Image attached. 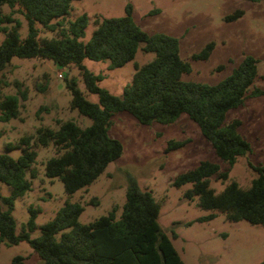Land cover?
<instances>
[{
	"label": "trees",
	"instance_id": "obj_1",
	"mask_svg": "<svg viewBox=\"0 0 264 264\" xmlns=\"http://www.w3.org/2000/svg\"><path fill=\"white\" fill-rule=\"evenodd\" d=\"M73 0H0V72L11 57L49 59L65 67L75 65L84 89L98 97L88 100L77 85V79H66L70 91V107L87 116L91 122L80 126L73 120H58L56 127L39 126L34 134L23 135L8 142L6 150L21 148L12 157L0 153V184L10 187L9 195L0 192V243L16 244L25 240L44 264H184L168 235L158 224L159 203L151 191L142 189L129 176L120 213L113 206L107 214L81 223L83 210L79 201L66 200L54 216L43 223L36 237L29 235L35 228V213L23 231L15 233L12 208L15 198L31 189L36 176L33 166L36 148L53 147L54 154L44 162V174L57 177L67 194L91 183L105 167L122 153L120 141L108 133L114 112L126 111L138 123L152 121L171 123L181 113L193 120L215 154L233 165L239 156L251 150L249 142L238 132L239 119L225 121L226 112L242 104L248 96H264V88L251 84L256 76V59L245 55L232 72L216 84L184 81L181 76L191 71L188 61L179 55L178 39L165 33H147L131 16V6L119 17L96 18V27L88 40L81 37L87 25L85 13L67 20ZM18 6L27 24V34L20 38V21L1 7ZM241 14L240 11L236 15ZM52 31L50 37H40L42 31ZM153 52L154 57L135 65L131 81L120 95L99 86L100 74L87 69L82 61L108 60L109 68L118 67L134 58L137 50ZM213 49L208 42L194 58H207ZM220 65L218 68H221ZM16 85L19 83L17 81ZM45 88L43 85L42 89ZM27 91L17 89L0 99V120L6 121L18 113L19 99ZM186 140L167 141L166 150L182 146ZM256 172L247 187L230 181L216 192L209 186V177L227 178V171L209 160H201L194 168L178 173L173 184L191 183L185 196H197V204L205 209L224 212L229 220L245 219L264 225V163H248ZM59 233V236H57ZM24 257L14 255L9 264H24Z\"/></svg>",
	"mask_w": 264,
	"mask_h": 264
},
{
	"label": "rangeland",
	"instance_id": "obj_2",
	"mask_svg": "<svg viewBox=\"0 0 264 264\" xmlns=\"http://www.w3.org/2000/svg\"><path fill=\"white\" fill-rule=\"evenodd\" d=\"M127 4L141 29L178 39L179 55L191 66V71L181 76L182 80L216 84L228 76L245 55H251L256 59V76L251 88H264V0H73L66 18L86 14L88 21L81 37L86 41L96 27V18L122 16ZM1 9L3 13L11 11L12 17L20 21L18 32L20 38H24L27 24L18 6L3 5ZM238 11L241 14L235 16ZM52 35V31L40 32V37ZM4 36L0 31V41ZM208 42H213V49L207 58L192 57ZM153 57V52L139 49L133 59L118 67L109 68L108 60L85 58L82 63L102 76L99 86L120 95L131 81L135 65ZM220 65L222 67L218 68ZM71 77L77 79L79 89L88 100L98 101L96 94L84 89L75 65L61 67L49 59L11 57L0 72V99L15 94L18 88L27 91V98L19 99L16 116L0 120V153L19 156L21 148L7 151L6 144L34 134L39 126L56 127L58 120L67 119L80 126L90 124L87 116L70 107L71 94L65 81ZM234 118L240 120L238 132L249 142L251 150L229 165L215 154L198 125L185 113L171 123L140 124L126 111L114 112L108 133L120 141L122 153L91 183L71 194L65 192L59 178L44 174V162L54 151L51 145L39 146L33 163L36 176L30 179L31 189L13 203L15 233L23 231L32 207L38 211L35 228L29 235L38 236L41 225L52 218L66 200L79 201L83 206L78 217L81 223L107 214L113 206L119 214L127 179L131 176L140 188L151 191L159 203L158 224L184 264H264V225L245 219L229 220L224 212L202 208L197 204V196L188 198L184 194L191 187L190 182L180 186L173 184L178 173L194 168L201 160L215 162L220 172L228 173L225 179L216 175L209 177V186L216 192L232 180L241 187L250 184L256 172L248 163H264V96H248L242 104L229 109L225 121ZM170 139L186 142L166 150ZM0 192L9 195V185L1 183ZM14 255L23 256L24 264H44L25 240L10 245L0 243V264H9Z\"/></svg>",
	"mask_w": 264,
	"mask_h": 264
},
{
	"label": "built area",
	"instance_id": "obj_3",
	"mask_svg": "<svg viewBox=\"0 0 264 264\" xmlns=\"http://www.w3.org/2000/svg\"><path fill=\"white\" fill-rule=\"evenodd\" d=\"M59 76L61 77V76H62V74L60 73V74H59Z\"/></svg>",
	"mask_w": 264,
	"mask_h": 264
}]
</instances>
